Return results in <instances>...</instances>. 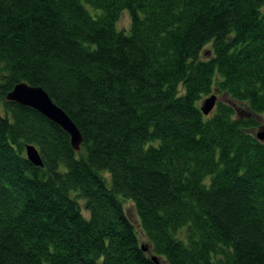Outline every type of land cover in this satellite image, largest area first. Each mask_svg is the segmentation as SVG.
I'll list each match as a JSON object with an SVG mask.
<instances>
[{
  "label": "trees",
  "instance_id": "16d2710c",
  "mask_svg": "<svg viewBox=\"0 0 264 264\" xmlns=\"http://www.w3.org/2000/svg\"><path fill=\"white\" fill-rule=\"evenodd\" d=\"M263 116L264 0H0V264H264Z\"/></svg>",
  "mask_w": 264,
  "mask_h": 264
},
{
  "label": "water",
  "instance_id": "95a60500",
  "mask_svg": "<svg viewBox=\"0 0 264 264\" xmlns=\"http://www.w3.org/2000/svg\"><path fill=\"white\" fill-rule=\"evenodd\" d=\"M6 99L10 102L16 104L30 107L53 123L60 126L67 134L70 136V141L72 148L78 153L82 144V135L77 128V125L69 118L68 115L47 95V93L39 87H33L26 83H20L15 85L14 89L6 96ZM217 97L216 95H211L204 100L201 106V111L204 115H209L216 107ZM259 141H264V131L257 133ZM26 156L27 159L36 167H42L43 162L40 158V153L34 145H26ZM144 252L149 251L148 246H141ZM152 260L156 264H161V260L155 256H151Z\"/></svg>",
  "mask_w": 264,
  "mask_h": 264
},
{
  "label": "rangeland",
  "instance_id": "374dc122",
  "mask_svg": "<svg viewBox=\"0 0 264 264\" xmlns=\"http://www.w3.org/2000/svg\"><path fill=\"white\" fill-rule=\"evenodd\" d=\"M129 17H130L129 13L127 11H124V13L121 15L119 23L117 24L118 30H125L126 32H128L129 27H130V18ZM201 56H202V59H207V58L210 59L213 56L212 46L210 44L205 47ZM213 94L216 95L217 101L231 102V104H236L227 95L218 93L217 91H214L211 95H213ZM204 100L205 99L202 100L201 104L200 103H198V104L200 106L203 105ZM237 105H238V107H240L239 104H237ZM259 122H260V124L253 131L254 134H257L259 132L264 131V116L262 118L260 117ZM103 175L107 178L106 179L107 186L110 187L111 181H110L109 175L105 174V173H103ZM120 199L122 200V203H123L122 206H124V209H125V212H126L128 218L130 219V221L132 222L133 226L136 229L140 244L147 246L148 245V239L145 236V233L141 228L140 220L138 218L135 205H133L134 203L130 200H127V199H122V198H120ZM83 214L85 217L89 216L88 212H86L85 210H84Z\"/></svg>",
  "mask_w": 264,
  "mask_h": 264
}]
</instances>
